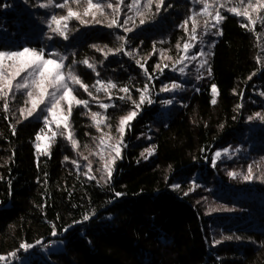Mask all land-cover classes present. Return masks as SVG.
Returning <instances> with one entry per match:
<instances>
[{
	"label": "trees",
	"instance_id": "obj_1",
	"mask_svg": "<svg viewBox=\"0 0 264 264\" xmlns=\"http://www.w3.org/2000/svg\"><path fill=\"white\" fill-rule=\"evenodd\" d=\"M48 2L0 0V50L57 54L64 72L71 66L92 95L70 82L88 106L73 107L68 129L55 126L65 136L50 140L49 154L36 148L43 122L20 119L9 98L6 111L0 97V255L7 257L0 264H264V119L256 116H264V22L242 27L246 18L228 11L234 0H224V19L208 36L211 74L202 82L193 75L166 111L158 94L137 110L133 101L139 103L145 87L153 94L175 78L169 69L192 39V19L202 23L195 2L164 0L157 9V0L150 7L149 0L135 7L122 0L117 17L107 8L117 0H99L104 11L91 10L93 18L91 11L84 15L86 0H69L85 23L70 19L67 38L51 24L52 15H67V8L57 7L64 0L41 6ZM113 19L122 27H108ZM109 82L116 88L108 90L124 99L105 110L94 103L105 100L98 86ZM213 84L219 92L215 104ZM124 87L128 93L120 91ZM131 111L138 115L125 130L121 158L108 180L98 161L100 130L91 112H100L117 130ZM68 132L77 147L66 139ZM223 146L240 152L213 166L212 154ZM146 149L154 151L149 155ZM249 166L253 178L245 180ZM56 238L64 240L62 249L43 246Z\"/></svg>",
	"mask_w": 264,
	"mask_h": 264
},
{
	"label": "snow or ice",
	"instance_id": "obj_2",
	"mask_svg": "<svg viewBox=\"0 0 264 264\" xmlns=\"http://www.w3.org/2000/svg\"><path fill=\"white\" fill-rule=\"evenodd\" d=\"M75 3L79 4L81 0H74ZM87 2V8L84 10V15H88L89 12L93 9L98 11H104V7L99 0L94 3V0H86ZM122 0H117L116 7H113L111 3L107 4V8H111L113 11V14L119 17L121 8L120 3ZM152 0H149L148 7L151 6ZM164 0H157V9L163 4ZM52 3V0H49L47 4L41 5L42 7H49V5ZM69 0H64V3L58 4L57 7L60 8H67V15L57 17L56 15L51 16V24H54L55 27L52 28V31L54 33H57L58 35L64 36L65 38V29L67 28V22L75 18L77 20H80L81 23H85L84 20L80 19V14L77 12H73L70 7H68ZM137 3V0H133V4L130 5V7H134ZM234 3L236 6L230 7L228 11L233 13L236 16L246 18L248 23L242 24V27L247 28L249 24L252 25V28L254 29L257 19H259L261 22H264V16H257L256 19L253 18V13H260L262 9H264V0H255V3L252 2V0H234ZM211 7L209 3H207V0H203V14L206 16H212V19L215 21L214 24H212V27H218V25L221 23V21L224 19V16L221 15V12L217 10L215 14L213 15L211 12L208 11V9ZM242 9V10H241ZM91 15L93 18L96 16L95 11H91ZM141 16H143V13H140ZM131 19V18H129ZM99 22L98 20L96 21ZM145 21L144 19L140 20V23L143 24ZM127 23V21H125ZM188 24V21L186 20L184 22V25L186 26ZM51 26V25H50ZM198 23L193 18L192 19V39H196L195 33L197 30ZM205 26L207 30L208 21H205ZM108 27H122L118 23L117 19H113L111 23L108 24ZM132 29L125 28V31H131ZM251 30V29H250ZM217 35H222V32H217ZM121 40H123V37H120ZM97 47L98 51H102V49H99ZM192 47V45L188 42H185L183 45V51L185 53L188 52L189 48ZM177 48H180V45L177 44ZM123 50V45H121L120 48L115 49L116 52H120ZM112 49H109L108 52H112ZM108 53H105L107 55ZM197 55L203 56L205 55L202 51L197 53ZM189 57L181 56L179 58L178 62H183L185 59H188ZM196 56H192L191 59H195ZM168 59H171V57H168ZM85 65H87L89 68H93L94 65L89 63L87 60L83 61ZM139 64L140 61H137ZM205 64H207L206 60L201 61V67H203ZM142 68L144 67L143 64L140 65ZM168 65H165L167 67ZM8 67H13L14 71L9 73L7 71ZM158 69L160 68V65L156 66ZM65 65L63 63V58L57 60L51 58L49 56L46 58L45 52L43 49L37 50L34 48L24 47L22 50H0V97H4V108L7 111L9 104H8V97L11 93H13V90H26L27 91V100L25 101V104H30V107H28L26 110L21 109V114L24 115V118L27 119L28 117H32L34 114H37L38 112H42L45 109L47 110V113L51 115L52 120L56 123L57 129L60 128V125L63 124L64 129L69 128L68 120L69 117L72 114L73 110V102H75V106H81L84 107L88 106V101L85 100H79L74 95L75 89L70 86L71 85H79L81 88L84 89L85 92L88 93L89 96L92 95V92L88 90V86L83 84L81 81V78L74 73L73 70H71V66H69V70L67 73L64 72ZM163 71V69H160ZM209 74H211V69H208ZM180 72H184V68H180ZM145 74H147V69H145ZM17 78H19V82H17ZM200 77H197L199 79ZM97 83H101L100 81H97ZM105 91H107L110 88H116V84L109 82L107 85L104 86ZM179 87V85L173 84L171 86V89L168 86H165L162 90L163 91H170L174 88ZM99 90V89H98ZM120 91L124 93H128L129 89L127 87L121 88ZM146 92L147 87H145L144 90L141 91L140 94V103H136L133 101V104H135L136 109L140 108V104H142L146 99ZM211 92L213 94V98L211 100V103L215 104L217 102L216 97L219 95L218 89L215 84L211 85ZM264 94V93H262ZM121 99H124V97H121ZM130 99V97H129ZM61 101H67V113L68 115L57 117V110L61 108ZM49 102L51 103V106L48 107ZM148 102H151L150 100ZM171 101H169L170 103ZM101 108L107 109L109 107L108 104H101ZM138 115L137 111H131L128 115L122 117L119 121V127L117 131L120 134V139L116 141L115 144L108 143L107 140H105L104 136L102 135L100 137L99 145L101 148H107L110 149L112 152L115 153L114 156H112L109 160H107L103 164V169L106 172V179L110 180L112 177V171L115 165V160L120 157L121 149L123 147V136L125 133V129L127 126L130 125V122ZM100 116V113L97 112H91V118L95 124V126L99 129L101 124L105 123L106 117L98 119ZM257 117H260L261 119H264V116H261L260 113L256 114ZM252 117H250L251 119ZM44 122L45 125H48L50 123L48 115L44 116ZM43 131V130H42ZM59 136H65L64 131H52L51 136L48 137L51 141H55V138ZM37 141L41 140L42 137L40 135H37L36 137ZM66 139H68L72 146L75 148L78 146L77 140L74 138L72 132H68ZM108 139H112L111 136L108 137ZM37 151H41V146L39 144L36 145ZM49 148L50 145L45 146L44 148V154H49ZM146 152H148L149 155L152 154L154 149H146ZM228 149H224L222 151H217L215 153V156L212 159L213 166L216 165V161L224 154L228 153ZM143 156L144 153H141ZM147 158V157H145ZM65 159H68L65 157ZM85 160H88V157H84ZM101 160H104V157L101 156ZM73 163H77L76 161H73ZM87 168L89 172L92 170V164L91 161L88 162ZM89 172H86L85 175H88ZM237 173L229 172V176H236ZM94 178V177H90ZM252 177V167L249 166L248 169V175H245L243 179L245 180H251ZM174 187H179V185H175ZM187 194V193H186ZM117 196H120L121 193H116ZM89 217L86 215L84 216V220H88ZM226 239H231V237H227ZM39 243V242H37ZM216 243H220V241H216ZM21 248H27L31 247V245H27L22 243L20 245ZM9 255L14 256L15 253H10ZM0 261H7V257L5 255H0Z\"/></svg>",
	"mask_w": 264,
	"mask_h": 264
},
{
	"label": "rangeland",
	"instance_id": "obj_3",
	"mask_svg": "<svg viewBox=\"0 0 264 264\" xmlns=\"http://www.w3.org/2000/svg\"><path fill=\"white\" fill-rule=\"evenodd\" d=\"M192 1H194L195 4L197 5L196 11H197V14H200L202 16V19H201L202 23L200 26L199 25L197 26V30H196V32H199L200 34L196 35V33H195L196 39H191V41L188 42L192 45V47L189 48L187 53L182 51V53L180 55V57L186 55L189 58L185 59L183 62H178L179 61V59H178V61L175 63V65L169 69V72L172 73L173 77H175V78L172 80L166 81L159 92L154 91L153 94H151L150 89H147V92H146V97H147V99L145 100L146 102H148L149 100L151 102H153V99L156 96V94L160 95V97H161L160 102H162V108H163L162 110L163 111H166L165 108H168L169 106H171L175 102V100L177 99L176 94L178 92H180V90L182 88H184L186 82L188 80H190L193 75H195V78H194L195 82L196 81L202 82V80H204L208 74L207 64H205L203 67H201V61L202 60L207 61V55H208V52L210 49V39L208 36L215 33V30L217 29V27L211 26L212 24L215 23V21L212 19V16H206L203 14V0H192ZM131 2L133 3V0H131ZM252 2L255 3V0H252ZM138 3H139V0H137L136 5ZM207 3H209L211 5V7L208 9V11L211 12L213 15L215 14V12L217 10H220L221 7H224L223 6L224 0H207ZM256 14L257 13H253V17H256ZM205 21H208L207 30H206V26H205ZM191 38H192V36H191ZM201 51L205 55H203V56L197 55V53H199ZM49 56H51V58L57 59V60L62 58L61 56L54 54V53H53V55L51 54ZM192 56H196V58L191 59ZM48 57H46V58H48ZM63 63H64V59H63ZM181 67L184 68L183 73L180 72ZM7 71L9 73H11L12 71H14V68L8 67ZM197 77H200V78L197 79ZM17 82H19V78H17ZM173 84L179 85V87L174 88L170 91H163L162 90L165 86H168L171 89V86ZM98 87H99L98 91L101 94V98L105 99V100L100 99V101H96L94 103V104H98L99 106L101 104L111 105L114 103V101L116 99H118V98L121 99V97H124L122 95L119 96V94H117L115 92H111L109 90L105 91V88L100 87V85ZM166 95H168V97ZM8 98L10 100L15 101V104L17 105V112H18L19 118L25 119L24 115L21 114V109L26 110L28 107H30V104H25V101L27 100V91L23 90V89H21V90H15L14 89L13 93H11ZM76 98L79 99L77 96H76ZM79 100H81V99H79ZM139 100H140V98H139ZM169 101H171V102L169 103ZM139 103H140V101H139ZM73 105L75 106V102H73ZM50 106H51V103L49 102L48 107H50ZM45 115H48V117H49L50 123L48 125H45V122H44V116ZM66 115H68V113H67V101H61V108L57 110V117L59 118V117L66 116ZM32 117L40 119L43 122L44 131H42L41 134H39L42 137V139L37 141L36 145L39 144L41 146L40 152H44L43 150H44L45 146L50 144V139H48V137L51 136L52 131H55L54 128L56 126V123L52 120L51 115L47 113L46 109L42 112H38L37 114H34ZM28 118H31V117H28ZM101 118H103V115L100 113V116L98 117V119H101ZM60 126H63V124H61ZM129 126H127L126 128H128ZM99 130H100V137L103 135L105 140L108 141V143L115 144L116 141H118L120 139L119 132L116 129L114 130L113 128H111L107 123L101 124ZM109 136H111L112 139L109 140L108 139ZM99 141H100V138H99ZM99 141H98V146H99V150H100L99 151L100 155H99L98 161H99V163L104 164L107 160H109L112 156H114L115 153L112 152L110 149L101 148L99 145ZM224 149H228L229 150L228 153L222 155L218 160L230 159L235 154L240 152L239 148H232L230 146H223V147H220L213 152L212 159L215 156V153L217 151H222ZM121 151H122V149H121ZM101 156L104 157V160H101ZM120 158H121V154H120V157L115 160V162ZM247 197L250 199V201L252 200L251 196H247ZM260 201L264 202V197ZM263 208H264V206H263ZM63 246H64V240L61 238H56L53 241L52 245H49L47 250L58 251V250L62 249Z\"/></svg>",
	"mask_w": 264,
	"mask_h": 264
},
{
	"label": "built area",
	"instance_id": "obj_4",
	"mask_svg": "<svg viewBox=\"0 0 264 264\" xmlns=\"http://www.w3.org/2000/svg\"><path fill=\"white\" fill-rule=\"evenodd\" d=\"M51 244H52V240L51 239H47V240L44 241L43 246L47 247V246H49Z\"/></svg>",
	"mask_w": 264,
	"mask_h": 264
}]
</instances>
